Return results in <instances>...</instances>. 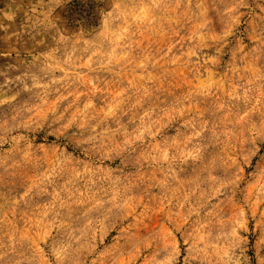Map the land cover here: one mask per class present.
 I'll return each instance as SVG.
<instances>
[{"label":"rangeland","instance_id":"rangeland-1","mask_svg":"<svg viewBox=\"0 0 264 264\" xmlns=\"http://www.w3.org/2000/svg\"><path fill=\"white\" fill-rule=\"evenodd\" d=\"M0 264H264V0H0Z\"/></svg>","mask_w":264,"mask_h":264}]
</instances>
